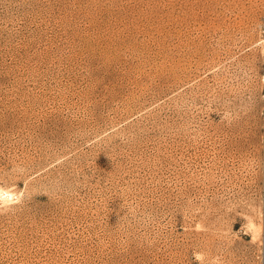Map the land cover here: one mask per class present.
I'll return each mask as SVG.
<instances>
[{
	"label": "rangeland",
	"instance_id": "374dc122",
	"mask_svg": "<svg viewBox=\"0 0 264 264\" xmlns=\"http://www.w3.org/2000/svg\"><path fill=\"white\" fill-rule=\"evenodd\" d=\"M0 189V264H264V0H0Z\"/></svg>",
	"mask_w": 264,
	"mask_h": 264
},
{
	"label": "clouds",
	"instance_id": "9594fccd",
	"mask_svg": "<svg viewBox=\"0 0 264 264\" xmlns=\"http://www.w3.org/2000/svg\"><path fill=\"white\" fill-rule=\"evenodd\" d=\"M0 190H2V189H0ZM5 200H7V197L2 190V191H0V206H4Z\"/></svg>",
	"mask_w": 264,
	"mask_h": 264
},
{
	"label": "bare ground",
	"instance_id": "6f19581e",
	"mask_svg": "<svg viewBox=\"0 0 264 264\" xmlns=\"http://www.w3.org/2000/svg\"><path fill=\"white\" fill-rule=\"evenodd\" d=\"M12 195V194H11Z\"/></svg>",
	"mask_w": 264,
	"mask_h": 264
}]
</instances>
